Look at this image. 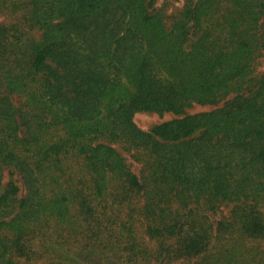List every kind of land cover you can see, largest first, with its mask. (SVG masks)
I'll list each match as a JSON object with an SVG mask.
<instances>
[{
    "label": "trees",
    "instance_id": "trees-1",
    "mask_svg": "<svg viewBox=\"0 0 264 264\" xmlns=\"http://www.w3.org/2000/svg\"><path fill=\"white\" fill-rule=\"evenodd\" d=\"M155 2L0 0V264H264V0Z\"/></svg>",
    "mask_w": 264,
    "mask_h": 264
},
{
    "label": "rangeland",
    "instance_id": "rangeland-1",
    "mask_svg": "<svg viewBox=\"0 0 264 264\" xmlns=\"http://www.w3.org/2000/svg\"><path fill=\"white\" fill-rule=\"evenodd\" d=\"M183 0H156L155 5H162L165 4V6L170 10L175 5H181V2ZM11 17L0 14V20H9ZM38 35V33H36ZM158 75L166 80L169 81V77L164 71V68L159 60L155 63ZM264 69V57L261 58V64L258 66V72H262ZM136 90V83L135 78L133 77H126L122 76V78L115 83L114 89L112 92V98L116 100H127L129 97H131ZM214 106L213 105H200V104H192L186 108V111L188 113H193L197 111H204V110H210ZM176 115L172 112H164L162 114H158L156 112H149V111H139L135 113L134 119L136 123L143 129H147L151 127L153 124L171 119L175 117ZM128 162L131 163L132 168L136 170L135 164H132L131 159L128 157ZM10 176L8 173H5V179H8ZM15 178L17 179V183L20 186V194L24 192L23 185L19 177L15 175ZM228 207H222L219 209V211H216L214 213H211V218L215 222L218 220L222 215H225L228 212Z\"/></svg>",
    "mask_w": 264,
    "mask_h": 264
}]
</instances>
